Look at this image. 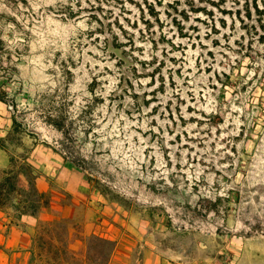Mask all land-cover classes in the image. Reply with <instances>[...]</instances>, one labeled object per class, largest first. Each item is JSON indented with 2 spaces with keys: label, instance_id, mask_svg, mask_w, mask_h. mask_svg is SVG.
I'll return each mask as SVG.
<instances>
[{
  "label": "rangeland",
  "instance_id": "rangeland-1",
  "mask_svg": "<svg viewBox=\"0 0 264 264\" xmlns=\"http://www.w3.org/2000/svg\"><path fill=\"white\" fill-rule=\"evenodd\" d=\"M137 2L0 0V126L19 123L10 154L56 215L38 264H107L121 243L264 264V0H199L209 15L186 20L159 6V22Z\"/></svg>",
  "mask_w": 264,
  "mask_h": 264
},
{
  "label": "crops",
  "instance_id": "crops-1",
  "mask_svg": "<svg viewBox=\"0 0 264 264\" xmlns=\"http://www.w3.org/2000/svg\"><path fill=\"white\" fill-rule=\"evenodd\" d=\"M2 110L4 108L0 101V122L4 120ZM11 126L12 122L6 128L0 126V138L11 132ZM9 167L10 156L0 147V173ZM35 185L40 193H47L49 190V184L42 175L36 177ZM55 219L56 215L49 209H42L37 215H19L12 208H0V264H38L36 236L40 224ZM99 228L95 223H90L85 226L84 233L96 234ZM107 231V237L113 239V228L109 226ZM107 264H162V259L151 252L148 246L121 243L116 246Z\"/></svg>",
  "mask_w": 264,
  "mask_h": 264
},
{
  "label": "trees",
  "instance_id": "trees-1",
  "mask_svg": "<svg viewBox=\"0 0 264 264\" xmlns=\"http://www.w3.org/2000/svg\"><path fill=\"white\" fill-rule=\"evenodd\" d=\"M187 4L184 5L181 10L177 8L176 5L181 3V0H174L171 3L164 4L163 0H144V5L142 3L137 2V7L139 11L145 15V13L154 17L156 22L160 21V10L157 9L159 6H166L164 13L167 15L170 14L167 8H173L174 11H178L182 19L186 20L188 17L194 13H202L205 15H209L206 8L195 6L198 1L196 0H187ZM248 2V1H247ZM254 9L260 12L258 8V4L254 2ZM238 12H240L238 10ZM211 13V11H210ZM248 16L251 13V9L247 8ZM177 16V17H178ZM176 19V18H175ZM150 24V21H148ZM178 25H181L178 23ZM118 47H116L117 49ZM0 100L5 102V93L0 91ZM54 127L60 131L64 135L65 131L62 128V122H58L53 124ZM19 123L12 118V130L8 134L6 138H0V147L5 150L10 156V167L8 170L0 173V208H8L7 205H10L9 208H12L15 212L19 213V215L30 214L36 215L46 203H43V200L46 196L45 193H40L35 185L36 179V171L35 169L26 161V157L22 158L21 165H15V160L13 156L10 154V150L7 146L8 137L16 132V129L19 127ZM62 149L66 156L64 158L66 160H70L77 167L87 170L88 168L82 164V162L77 157H73L69 150L63 146ZM18 169V170H16ZM28 191L31 195H27Z\"/></svg>",
  "mask_w": 264,
  "mask_h": 264
}]
</instances>
